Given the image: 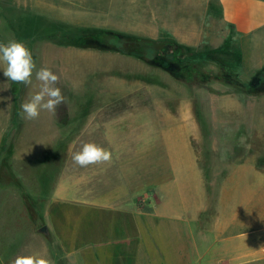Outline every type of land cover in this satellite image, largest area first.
Here are the masks:
<instances>
[{"label":"rangeland","instance_id":"obj_1","mask_svg":"<svg viewBox=\"0 0 264 264\" xmlns=\"http://www.w3.org/2000/svg\"><path fill=\"white\" fill-rule=\"evenodd\" d=\"M119 37L174 43L189 56L145 60L122 52ZM255 39L239 37L219 0H0V43L23 42L37 69L59 76L65 97L55 114L22 118L21 104L38 89L10 81L0 63L2 264L29 254L90 264L93 251L73 249L94 243L132 263L139 234L131 211L57 197L63 170L72 183L92 167L73 161L89 142L144 148L147 171L160 162L164 177L170 167L186 180L199 175L201 191L222 198L224 211L264 226V83L251 86L264 77V37ZM112 129L129 137L107 140Z\"/></svg>","mask_w":264,"mask_h":264},{"label":"crops","instance_id":"obj_2","mask_svg":"<svg viewBox=\"0 0 264 264\" xmlns=\"http://www.w3.org/2000/svg\"><path fill=\"white\" fill-rule=\"evenodd\" d=\"M219 3L225 19L233 23L240 38L263 41L264 0ZM106 133L107 140L129 137L122 131L115 136L114 129ZM133 134L137 141L145 140L143 127ZM105 149L112 153L111 161L93 164L88 173L83 172L72 183L63 170L57 197L90 209L131 211L139 234L134 259L130 263L126 255V261L123 260V252L119 258L107 243L74 245L73 254L83 248L93 251L90 264H264V226H258L257 216L242 218L240 212L224 211L222 198L221 202L220 197L215 201L201 191L204 183L199 175L186 180L187 175L183 179L170 167V174L164 177L166 170L160 162L147 171L144 148ZM147 190L156 196L151 209H146ZM77 230L73 229L74 239Z\"/></svg>","mask_w":264,"mask_h":264},{"label":"clouds","instance_id":"obj_3","mask_svg":"<svg viewBox=\"0 0 264 264\" xmlns=\"http://www.w3.org/2000/svg\"><path fill=\"white\" fill-rule=\"evenodd\" d=\"M0 63L5 65L3 74L10 81L22 83L37 88L30 93L28 99L21 104L22 118L34 120L41 111L55 114L57 107L65 102L61 88L57 86L59 76L47 67L37 69L31 51L23 42L11 40L0 43ZM33 74L37 85H33ZM112 159V153L96 143L83 144L80 151L73 155V161L80 167L107 163ZM12 264H53V262L38 254L18 255Z\"/></svg>","mask_w":264,"mask_h":264},{"label":"trees","instance_id":"obj_4","mask_svg":"<svg viewBox=\"0 0 264 264\" xmlns=\"http://www.w3.org/2000/svg\"><path fill=\"white\" fill-rule=\"evenodd\" d=\"M120 49L122 52L144 58L145 60H153V57L159 53H163L168 57L184 62L189 53L184 48L176 46L174 43L158 42L150 39H132L119 37ZM155 61V60H154ZM264 83V77H253L251 86L257 87Z\"/></svg>","mask_w":264,"mask_h":264}]
</instances>
